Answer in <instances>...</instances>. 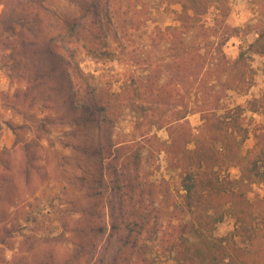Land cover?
Segmentation results:
<instances>
[{"label": "rangeland", "instance_id": "rangeland-1", "mask_svg": "<svg viewBox=\"0 0 264 264\" xmlns=\"http://www.w3.org/2000/svg\"><path fill=\"white\" fill-rule=\"evenodd\" d=\"M190 1L0 0V264L114 263L119 242L107 240L110 208L91 194L101 176L105 183L112 178L109 160L100 162L79 146L81 139L97 142V136L85 138L84 128L72 126L74 120L65 115L68 104L58 80L68 60L78 64L97 94L112 95L114 147L133 142L139 152L138 184L158 224L156 232L140 239L145 264H178L169 236L177 237L201 211L209 224L184 233L190 243L222 239L254 260L252 244L259 239L257 252L264 254V203L244 219L245 231L237 232L228 203L212 206L208 200L203 208L188 207L182 184L183 165L190 161L184 159L204 142L210 152L230 154L233 161L203 166L201 173L237 180L236 165L264 133V112L246 110L235 122L228 113L264 95V55L248 48L255 30L264 27V0H204L197 16ZM74 21L98 32L109 53L90 52L88 35L74 42L68 33ZM224 27L230 30L224 33ZM225 38L226 60L244 53L250 86L238 83L237 72H232L233 90L223 84L226 75L217 78L223 67L215 52ZM183 49L189 57L204 58L202 72L193 59L181 71ZM202 111L224 121L223 130L234 133L238 143L208 134L204 141L209 114ZM196 157L189 159L197 163ZM241 188L250 202L264 199V182ZM106 194L110 199L109 189Z\"/></svg>", "mask_w": 264, "mask_h": 264}, {"label": "trees", "instance_id": "trees-1", "mask_svg": "<svg viewBox=\"0 0 264 264\" xmlns=\"http://www.w3.org/2000/svg\"><path fill=\"white\" fill-rule=\"evenodd\" d=\"M190 3L195 8L193 9L194 16H197L196 7L204 3V0H192ZM90 9L96 17L99 12L98 5L94 4ZM184 16L188 15L184 14ZM224 28V33L230 30L228 27ZM231 30L234 33L238 31V29ZM255 31L257 37L248 48L255 54L264 55V27H258ZM68 33L69 37L76 43L80 42L78 40L85 35L92 38V41H85L89 42L90 46L93 47H89L90 52L95 54L101 52L104 55L109 53L106 41H103L98 32L91 33L84 23L77 21L69 23ZM225 41L226 38L220 42L219 48L215 52V58L219 60V63L223 67L219 71V75H216L217 78L221 80L220 74L226 75V80L223 81V84H226L228 90H233L237 88V85L233 83L232 72H237L239 75L238 83L250 86L252 84V80L250 79L251 70L248 69V65L245 62L244 53H240L234 62H229L225 59L221 50V46ZM188 54L190 55V51L183 49L181 55L184 57V61L182 63L179 62L180 64L178 63L177 66H179L182 72H185L188 69V62L193 59V61L197 62L199 71L202 72L206 67L204 58L200 54L197 55L195 53L191 57ZM71 62L69 60L63 61L65 68L63 69V73L61 72L59 75L58 85L66 95L65 101L68 106H66L65 115L70 120H74V123L70 122L71 125L84 128L86 131L84 134L85 138L88 135L89 138H92L94 133L97 136V142L87 139L90 143H83L85 139H81L79 146L91 155H96L100 162L103 159L109 160L107 167L112 174V178L110 177L108 183H105L101 176V179L95 183V188L92 189L91 194L96 198L98 204H107L110 208L111 227L107 240L110 242L112 239H117L119 242V248L113 264H145L147 261L142 251L143 245H140V239L146 233L152 234L156 232L158 224L156 220L151 219L156 216L154 214L155 211L145 206L146 202L143 191L138 184L137 174L139 173L141 163L139 152L135 149L136 145L132 141V144L114 147L112 144V130L116 108L110 102L112 95L108 91L103 94H97L95 89L88 83L85 75L79 70L78 64ZM56 70V63H54L51 65V71L55 74ZM56 88L59 89L57 86ZM209 98L205 95L204 106L209 104ZM263 101L264 95L262 98L246 101L242 107L238 105L231 108L228 112L231 114L230 118H234L235 122V118L240 117L242 112L246 110L252 113H263ZM202 112L209 114L206 111ZM204 120H206L207 125V132L205 131L203 136L204 141L208 134L216 136L217 140L225 138L232 141L233 144L238 143L234 133L229 134L227 128L223 130L224 121H218L214 113L204 116ZM232 128L240 130L239 133L242 131V129L237 127V124H234ZM209 147L210 143L204 142L196 151L188 154L187 158L184 159L185 161L190 160L182 168V184L186 192V199L189 201L188 207L203 208L208 200L212 206L215 203L220 205L219 203L224 201L229 204V209L235 216L238 224L236 228L237 232L240 229L245 231V227L243 226L244 219L249 218L248 215L250 212L256 210L257 205L260 206L261 203H264V199L250 202L244 197L241 188L249 183L264 182V133L256 135V143L253 150L243 161L239 160L236 165L240 170V176L237 180L219 179V177L213 176L209 178L201 173L203 166L209 168L217 162H223V160H228V162L233 161L230 154L221 157L216 155L214 151L213 153L210 152L208 150ZM194 155L198 158L197 163H194L192 158L189 159ZM118 167L120 168L119 170H117ZM108 189L111 191L110 199L106 194ZM221 218L218 217L214 220L217 222ZM208 224L206 215L201 211L195 214L192 221L183 225V229L177 237L169 236L172 238V245L174 246V253L178 264H264V254L257 252V248L261 246L259 239H256V245L252 244V247L254 246L253 248H255L256 257L254 260H250L246 258L248 254L246 255L244 250L235 247L229 248L227 243L223 244L224 241L222 239L212 244H208L204 240L190 243L183 236L187 232H196L197 228L203 229Z\"/></svg>", "mask_w": 264, "mask_h": 264}]
</instances>
